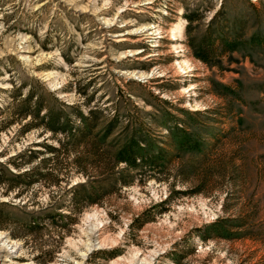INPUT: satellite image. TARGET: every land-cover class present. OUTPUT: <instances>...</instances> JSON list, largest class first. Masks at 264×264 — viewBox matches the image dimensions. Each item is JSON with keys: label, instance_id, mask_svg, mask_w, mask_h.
Listing matches in <instances>:
<instances>
[{"label": "rangeland", "instance_id": "374dc122", "mask_svg": "<svg viewBox=\"0 0 264 264\" xmlns=\"http://www.w3.org/2000/svg\"><path fill=\"white\" fill-rule=\"evenodd\" d=\"M30 91L161 157L0 188V264H264V0H0V173L59 146L8 125Z\"/></svg>", "mask_w": 264, "mask_h": 264}, {"label": "trees", "instance_id": "16d2710c", "mask_svg": "<svg viewBox=\"0 0 264 264\" xmlns=\"http://www.w3.org/2000/svg\"><path fill=\"white\" fill-rule=\"evenodd\" d=\"M18 91H22V88ZM20 95L21 93L12 97L7 106L8 125L19 124L29 118V122L21 126V132L40 130L39 136L50 133L51 139L59 146L44 143V150L28 149L9 160L3 166L4 173H0V188L3 189L5 196L17 191L15 197L21 198L28 194L33 186L42 182L47 187L58 186L60 182H63L68 164L74 174L88 178L89 169L110 174L120 164L137 167L139 163L148 159L161 157L146 134L141 136L139 128H134L137 126L133 122H127L128 125L122 130L119 138L111 139L116 128L114 118L117 114L115 112L110 122L98 131L99 124L94 117V111H98V108L90 110L87 115L77 111L76 108L77 116L74 120H70L69 115L48 108L43 97L39 98L33 91H30L23 99H19ZM42 112H44L43 115H41ZM177 130L176 127L173 135L180 144L186 143V138L180 137ZM136 131H139L137 135L141 139L136 136ZM59 136L60 138H57ZM10 167L15 171H11ZM83 186L85 185H80V187ZM69 204L72 209L76 205L75 202Z\"/></svg>", "mask_w": 264, "mask_h": 264}]
</instances>
